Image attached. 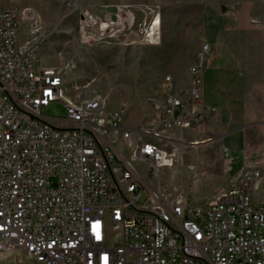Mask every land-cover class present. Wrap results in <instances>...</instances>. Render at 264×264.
I'll list each match as a JSON object with an SVG mask.
<instances>
[{
    "label": "built area",
    "instance_id": "built-area-1",
    "mask_svg": "<svg viewBox=\"0 0 264 264\" xmlns=\"http://www.w3.org/2000/svg\"><path fill=\"white\" fill-rule=\"evenodd\" d=\"M131 23L81 10L80 40L110 39ZM158 26L155 16L146 40ZM45 34L35 11L0 0V253L39 264H264L259 171L196 204L154 184L171 160L170 134L203 132L214 117L203 95L210 44L196 52L187 87L164 76L152 120L131 124L122 108L65 96L58 70L40 61ZM51 104L64 114H45Z\"/></svg>",
    "mask_w": 264,
    "mask_h": 264
},
{
    "label": "rangeland",
    "instance_id": "rangeland-1",
    "mask_svg": "<svg viewBox=\"0 0 264 264\" xmlns=\"http://www.w3.org/2000/svg\"><path fill=\"white\" fill-rule=\"evenodd\" d=\"M2 2L36 12L46 30L40 61L58 70L68 99H100L104 111L124 109L131 124L152 120L151 98L164 76L170 74L177 88L187 87L186 72L196 52L208 42L211 57L207 65L213 56L225 64L217 94L222 98L228 92L230 79L236 88L232 97L246 96L249 102L246 114L235 116V108L227 120L215 118L214 112L203 132H172L166 145L171 160L154 184L196 204L213 199L242 172L257 170L260 177L253 186V199L264 202V0ZM81 10L111 16L119 12L132 17V23L116 37L83 43L78 29ZM155 16L160 20L159 29L149 42L144 31ZM205 85L214 90L211 79ZM64 111L61 104L43 110L54 116H62ZM136 167L145 177L143 165L137 163ZM0 264L39 263L25 255L0 253Z\"/></svg>",
    "mask_w": 264,
    "mask_h": 264
},
{
    "label": "crops",
    "instance_id": "crops-1",
    "mask_svg": "<svg viewBox=\"0 0 264 264\" xmlns=\"http://www.w3.org/2000/svg\"><path fill=\"white\" fill-rule=\"evenodd\" d=\"M213 42L215 43V39H213ZM216 44V43H215ZM223 56V55H222ZM227 64V62H225ZM224 61L223 59L216 58V56L212 58V61L207 65L205 70V77H204V99L207 103L213 105L216 109L215 118L217 117H224L227 120H230L231 115L234 114L232 110L235 108V116L246 114L247 111V104L249 103L247 101L246 96L242 98H235L232 97V89L235 88V83L228 79L227 82L229 83L227 85L228 92H223V97L221 98L220 94H217V89L220 90L222 88V79L224 73ZM230 65V63H229ZM207 78L211 79L212 87L214 90L210 91L208 86L206 84ZM186 81L189 82V73L188 70L186 72Z\"/></svg>",
    "mask_w": 264,
    "mask_h": 264
},
{
    "label": "bare ground",
    "instance_id": "bare-ground-1",
    "mask_svg": "<svg viewBox=\"0 0 264 264\" xmlns=\"http://www.w3.org/2000/svg\"><path fill=\"white\" fill-rule=\"evenodd\" d=\"M159 22H160V20H159ZM196 143H197V142H196ZM196 143H195V144H196Z\"/></svg>",
    "mask_w": 264,
    "mask_h": 264
}]
</instances>
